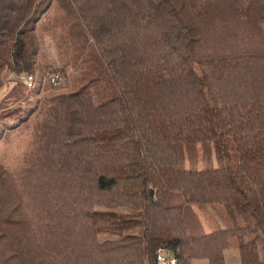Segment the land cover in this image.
<instances>
[{
    "label": "trees",
    "instance_id": "16d2710c",
    "mask_svg": "<svg viewBox=\"0 0 264 264\" xmlns=\"http://www.w3.org/2000/svg\"><path fill=\"white\" fill-rule=\"evenodd\" d=\"M49 31L61 65L39 67L65 89L0 106V142L24 137L0 161V264H225L236 236L264 264V0H0V105L27 100L7 74L34 75ZM207 141L225 163H186Z\"/></svg>",
    "mask_w": 264,
    "mask_h": 264
},
{
    "label": "rangeland",
    "instance_id": "374dc122",
    "mask_svg": "<svg viewBox=\"0 0 264 264\" xmlns=\"http://www.w3.org/2000/svg\"><path fill=\"white\" fill-rule=\"evenodd\" d=\"M42 23H44V25L46 26V22H44L41 19V22L39 23V25L41 26ZM37 40H38V51H37V57H36L37 58V69L34 72V86L35 88L37 86V90L35 89L36 92L31 91V90L29 91L28 89H31V88L26 87L23 84L24 87L26 88V92L23 97H27V100L20 101V100H14L11 98L7 102L1 103L0 105L1 107L6 108V109H14L15 107L19 105L22 107H25V106L28 107L37 98L42 99L47 95H51L53 93L63 91L65 89L64 85L66 82L64 80L58 86L51 85L48 80L50 74H43V72L45 71L39 67L42 61L50 64L51 66L50 69H54L55 67H60L61 64L59 60V55L62 53V50H64L63 44L58 42V37H56V41H55L50 31L44 32V33L38 32ZM55 72H58V71H55ZM69 72H70V69L67 70V73ZM7 77L11 80L17 79L16 74L14 73L7 74ZM8 88H9V84L7 86V90ZM7 90L5 91L7 92ZM22 135L23 134L21 131H16L14 133L7 134L6 138H4L2 142H0V161L2 163L11 164L17 161V159L19 158L20 152L23 149L24 137ZM184 150L185 151L183 154H184L186 163L188 159L190 162L195 164L193 160V158H195V161L198 167H204V166L216 167V166L223 165L225 163V157L223 155V152L220 151L217 143H215L214 141H207L204 144H201V143L197 144V149L195 152H193L189 148H185ZM189 164L191 163H188V165ZM206 207H208L207 210L202 209L201 206H198L195 204L190 206V210L192 214L196 215L199 222H201V224L203 225V228H206L207 226L210 225L209 224L210 216L215 218L214 221L216 223L218 222V224H220L221 226L228 224L229 221L223 219V215L220 214L222 211L220 212L219 210L212 209L209 205H206ZM233 228L235 229V225L233 226ZM239 240L240 238L238 236L234 237L232 239V244L225 249V253L223 254L225 264H239L240 263L241 257H240V252L238 249ZM13 250L14 249H9L7 251V254L11 256L15 252ZM258 254L260 258L264 259V238L258 242ZM13 263L14 262L10 261V264H13ZM192 264H208V261L205 258H198V259L192 260Z\"/></svg>",
    "mask_w": 264,
    "mask_h": 264
},
{
    "label": "built area",
    "instance_id": "2783aa9c",
    "mask_svg": "<svg viewBox=\"0 0 264 264\" xmlns=\"http://www.w3.org/2000/svg\"><path fill=\"white\" fill-rule=\"evenodd\" d=\"M49 82L53 86H58L64 80V76L59 72L49 73ZM17 80L24 84L26 87L32 88L34 86L33 74H22L17 76ZM156 264H175L176 258L169 249L164 246H158L155 251Z\"/></svg>",
    "mask_w": 264,
    "mask_h": 264
},
{
    "label": "crops",
    "instance_id": "0c3cea01",
    "mask_svg": "<svg viewBox=\"0 0 264 264\" xmlns=\"http://www.w3.org/2000/svg\"><path fill=\"white\" fill-rule=\"evenodd\" d=\"M16 77H17V75H16ZM8 78V77H7ZM9 79V78H8ZM7 84L5 83L4 85H2L1 87H0V99L4 96V93L6 92L5 90H7ZM206 208H208V207H206ZM220 214H222L223 215V219H224V216H226V214H225V212H223L222 211V213H220ZM210 216V215H209ZM210 219H212V220H215V218H213L212 216H210L209 217ZM226 220V219H225ZM218 223V222H217ZM218 225H220V224H218ZM221 226V225H220ZM224 226H226V224L225 225H223L222 227H224ZM232 244V241H230V245ZM230 245H228V247L230 246ZM225 253V250H224V252H223V254ZM191 264H192V262H191Z\"/></svg>",
    "mask_w": 264,
    "mask_h": 264
}]
</instances>
